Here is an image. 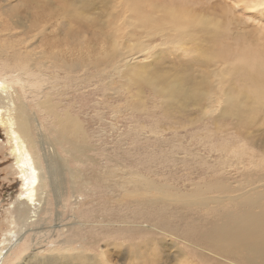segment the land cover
Returning <instances> with one entry per match:
<instances>
[{
    "label": "rangeland",
    "instance_id": "rangeland-1",
    "mask_svg": "<svg viewBox=\"0 0 264 264\" xmlns=\"http://www.w3.org/2000/svg\"><path fill=\"white\" fill-rule=\"evenodd\" d=\"M89 1L85 13L88 27L83 28L73 23L74 16L67 12V4L73 0H0L1 48L36 34L44 25L43 35L33 40L35 52L54 51L59 56L58 63L75 61L87 65L84 72L80 69L67 74L62 67H36L47 76L60 74L52 80L47 76L39 79L45 83L44 94H51L57 113L71 106L72 114L79 116L85 134L75 142L82 146L83 155L75 154L81 158L77 162L63 152L70 149L69 143L63 141L61 150L58 145L61 159L52 168L55 182L49 189V202L43 205L35 221L22 230L20 245L7 256L6 264H234L217 255L199 235L183 234L187 224L201 226L211 220V212L169 207L159 215L155 210L141 208L132 193L137 183L133 175L146 177L176 194H197L198 189L207 191L218 186L225 194L238 195L240 187L246 186L248 190L260 185L258 181L253 185L247 181L255 182L252 177L264 172V161L249 160L251 154L231 120L212 122L210 116L203 117L204 113L195 112L192 107L190 112L169 109L158 101L150 87L136 88L128 81L146 72L164 79L185 74L194 79L202 70H223V63L234 58L237 51L259 46V35H264V9L244 8L236 0H146L157 9L174 5L190 8L193 13L220 20L221 29L217 35L207 30L210 34L204 36L202 30L195 31L201 27L194 25V37L204 40L203 45L198 41V45H187L181 37H171L167 46L173 50L158 46L142 54H129L133 74L129 76L103 57L113 49L110 29L118 22L108 18L109 9H102L108 0ZM7 32L13 35L7 37ZM212 34L217 36L215 43L211 42ZM157 39L155 35L150 44L162 41ZM184 48L188 51L183 52ZM211 48L218 51L214 59L217 65L205 66L206 61L200 56ZM263 128L264 125L260 130ZM256 130L253 129L255 134ZM258 134L255 140H262L264 132ZM53 136L50 138L54 144ZM1 140L0 131V145ZM231 149L239 150L244 164H251L247 172L230 165L219 169L218 162L225 160ZM225 150L228 152L222 158L220 152ZM2 153L6 156V152ZM2 153L0 235L10 224L5 221V204L9 194L12 196L17 190L14 181H3L4 169H9L12 160ZM255 156L262 158L260 152ZM257 178L264 182L263 177ZM13 220L16 222V217ZM16 230L21 232L20 226Z\"/></svg>",
    "mask_w": 264,
    "mask_h": 264
},
{
    "label": "bare ground",
    "instance_id": "bare-ground-1",
    "mask_svg": "<svg viewBox=\"0 0 264 264\" xmlns=\"http://www.w3.org/2000/svg\"><path fill=\"white\" fill-rule=\"evenodd\" d=\"M73 1L75 3L67 4V12L74 16L71 17L73 23L83 28L88 27V18L85 13L89 9L90 1ZM236 1L242 2L244 8L262 7L264 9V0ZM143 2L146 3V0H116L117 4L115 0H108L107 5L102 6L104 11L110 10L107 14L111 21L114 19L118 21L110 29L111 37L114 39L113 49L109 51V54L106 51L107 54L105 53L106 56L103 57L106 60H112V65L118 66L122 71L125 70L130 74L129 76L133 75L128 61L129 54H142L158 46V48L166 47L170 40L172 41L171 37H181V41H184L183 43L186 41L187 45L197 44L196 41L203 45L204 40L194 37L196 34L192 30L194 25L201 27L195 31L202 30L204 36L210 34L207 30L210 32L213 30L216 34L217 30L221 29L220 20L193 13L194 11L190 8L174 5L169 8L158 6L160 8L155 7V9L152 2L151 5L148 4L149 1L146 4ZM43 26L34 35L20 39L14 44L9 43L3 48L0 47V131L1 143L4 145V147L0 145V153L6 152V156L2 153L3 157L12 160L9 169L7 170V166L4 169L3 181L6 183L14 181L17 186L16 192L12 196L9 194L4 208L5 221L10 224L8 229L0 235V264H6L7 256L20 245L22 230L35 221L43 205L49 202L51 192L49 189L55 182L52 168L61 159L58 145L61 150L60 144L63 141L69 143L70 149H63V152L77 162L83 155L81 154L82 146L75 142V139L79 137L83 139L85 134L79 116L72 114L71 106L60 113L55 111L56 105L52 104L51 94H44L45 83L39 79L40 76L47 75L42 74V70L36 67L50 66L52 69L62 67L67 74L75 73L80 69L84 72L87 65H84V62L75 63V61L74 63L72 61L58 63L59 56L57 58L54 51L47 52L43 49L35 52L33 40L38 35H43ZM10 33L7 32V37L13 35ZM106 35L109 36L110 33ZM155 35L162 41L151 45L150 39H153ZM216 35H211L212 43H215ZM259 36V46L256 49L237 51L229 62L225 63L223 60L225 65L223 70H202L199 77L194 79L189 74H185L184 77L164 79L162 76H152L151 73L146 72L130 77L128 83L137 85L136 88L140 85L150 87L159 98L158 101L168 108L174 107L180 112H190L188 109L192 107L195 112L204 113L203 117L210 116L212 122L219 119L231 120L235 132L243 139L244 145L251 154L249 160L264 161V138L255 140L258 133L264 132V128L260 130L264 125L263 32ZM104 37L101 36V38ZM3 49L4 53L1 51ZM184 51H188L187 48H184ZM204 52L206 51H203L200 57L206 61L205 66L206 64L217 65L214 59L218 51L211 48L207 53ZM192 56L197 57L195 54ZM45 60L50 61L46 63ZM59 75L54 73L53 76L47 77L48 80H52ZM52 90H55V87H52ZM260 113L263 114L261 117ZM254 128H257L256 134L253 132ZM51 135L55 136H53L56 141L54 144L51 141ZM225 152L227 154L228 150L220 152L222 158ZM257 152L261 153L262 158L255 156ZM77 153L80 157L76 158ZM229 154L226 155L225 160L218 162L219 169L230 165L244 173L251 168V164H244V160L241 156L239 157V150L231 149ZM133 176L137 183L134 184L132 193L133 196L136 195L135 202L139 207L155 210L159 215L165 214L169 207H176L187 212L196 210L211 212V220L207 219L201 226L193 222L189 223L185 226L183 234L199 235L201 240L209 243L215 253L227 262L264 264V182L261 183L257 178H264V172L252 177L256 179L255 182L247 181L249 185L258 181L260 185L248 190L246 186L238 190L235 188L234 190L241 192L238 195L225 194V191L218 186L207 191L198 189L197 194H176L169 192L164 186L151 182L146 177ZM15 217L16 222L13 220ZM160 222L167 226L165 222ZM17 226H20L21 232L16 230Z\"/></svg>",
    "mask_w": 264,
    "mask_h": 264
}]
</instances>
